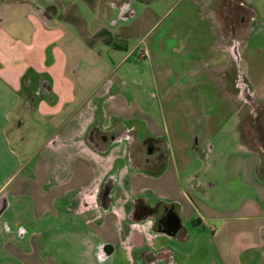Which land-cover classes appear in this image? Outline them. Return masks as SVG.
<instances>
[{"label":"crops","instance_id":"obj_1","mask_svg":"<svg viewBox=\"0 0 264 264\" xmlns=\"http://www.w3.org/2000/svg\"><path fill=\"white\" fill-rule=\"evenodd\" d=\"M158 1L0 0V216L11 207L12 198L25 201L26 211L35 221L46 217L56 221L61 216L57 205L64 204V213L91 216L86 225L101 241L100 255L104 257L114 256L120 248L131 262L133 258L140 262L147 254L145 264H187L206 245L211 250L208 264H264V152L253 148L251 118L245 131L248 138L233 147L225 163V181L236 187L227 193L224 201L229 202L216 208H200L196 196L183 188V172L170 154L168 142L166 164L150 173L118 165L123 146L103 154L87 144V129L98 118L104 129L115 117L137 126L135 120L145 113L122 95L126 88L119 87L125 77L110 71L121 70L136 55L139 42L131 49L127 44L152 31L157 20L153 7ZM237 1L252 8L257 17L253 0ZM196 5L204 13L202 20L212 25L210 81L239 113L235 47L239 53L246 40L239 45L232 36L228 0L220 2L230 23L224 39L219 36L216 17L205 14L206 1L197 0ZM197 36L192 32L184 35L180 47L185 53L206 49L199 36L194 40ZM123 52L126 56L118 61ZM244 80L254 101L264 103V71L257 79ZM15 128L21 133L31 131L19 135L18 148L27 149L28 143L40 137L39 152L25 157L16 153ZM221 130L218 127L215 133ZM210 138H206V147L211 145ZM32 164L31 176L23 177ZM113 173L109 201L102 206L101 187ZM162 200L179 206L183 227L175 235L159 227L149 211L135 215L134 202L152 206ZM1 227L7 259L16 258L20 264H59L46 242L42 243L43 235L26 239L27 233L15 245L8 222ZM92 243L90 240L93 247ZM200 256L206 258L204 248L197 258Z\"/></svg>","mask_w":264,"mask_h":264},{"label":"rangeland","instance_id":"obj_2","mask_svg":"<svg viewBox=\"0 0 264 264\" xmlns=\"http://www.w3.org/2000/svg\"><path fill=\"white\" fill-rule=\"evenodd\" d=\"M205 1L209 10H206L205 14L216 17L217 23L219 22V36L224 39V36L229 35L230 23L227 22V16L220 6L221 0ZM196 2L197 0H159L153 7L157 20L152 31L147 37L127 44L131 49L133 44L139 42L136 55L126 61L121 70L110 72L125 77L119 87L126 88L121 91L122 95L129 102H135L139 109L145 112L135 120L142 134L151 132L152 135L166 137L170 154L177 158L178 166L183 172V188L196 196L200 208H216L221 206V202H229L224 201L228 200L227 193L236 187V183L234 186L225 181V163L232 156L233 147H236L238 142L244 144L248 138L245 131L250 120V107L244 100L239 99L241 112L236 113L234 104L225 99L224 92L219 96L217 88L215 89L210 81L212 69L209 64L213 55L208 45L213 42L212 25L210 21L202 20L204 13ZM252 5L258 15L247 27L249 31L246 34L251 32L250 37L245 34L246 41L240 49L242 52L239 50L240 61L237 67V71L240 68L243 75L250 80L259 78L264 71V0H253ZM188 32L198 35L200 43L206 46V49L199 48L185 53L180 46L183 45L184 35ZM198 36L194 40H198ZM124 55L125 52L121 53L117 60L120 61ZM133 60L137 61L136 66H132ZM203 65L205 67L202 72L196 75L194 71ZM218 127L222 132L215 133ZM47 131L45 129L42 135ZM14 132L16 153L19 151L21 157H25L27 154L32 156L39 152L40 137L28 143L27 149L23 147L22 150L18 148L20 142L17 138L23 133L27 136L31 131L24 129L21 133L15 128ZM207 136L211 137L210 147H215L214 150L206 147V138H209ZM43 155L44 152L41 156ZM20 168L22 169V166ZM33 171L32 164L24 170L22 176L30 177ZM10 202L11 207L0 216V224L8 222L15 245H20L27 233L26 239L33 234H41L44 236L42 243L46 242V247L59 264H139L137 258H133V262L128 261L126 251H120V248L114 256L100 257L101 241L86 225V221L91 219L89 214L80 216L73 215V211L64 213L63 204L57 205L61 216L56 221L53 217L35 221L26 211L28 205L25 201L12 198ZM92 217L94 219L93 214ZM201 228L203 230V227ZM3 238L1 227L0 264H20L16 258H6L2 251L5 246ZM90 240L94 244L93 247L89 244ZM202 248L206 253L205 259L201 256L197 258ZM210 255L209 246H201L198 254L187 264H195V261L208 264Z\"/></svg>","mask_w":264,"mask_h":264},{"label":"flooded vegetation","instance_id":"obj_3","mask_svg":"<svg viewBox=\"0 0 264 264\" xmlns=\"http://www.w3.org/2000/svg\"><path fill=\"white\" fill-rule=\"evenodd\" d=\"M226 11L230 19L233 15L234 20L238 21L234 24L236 30L231 26L232 33H244V30H247L246 27H248L253 19L246 5L237 0H228ZM244 79L245 76L239 68L237 79L235 80L236 96L238 99H242L246 103L253 105L255 101L251 97ZM99 120L98 118V120L88 127L85 135L87 144L98 152L107 154L115 147L123 146L124 154L118 161V165H126L129 171L139 170L147 172L155 170L157 167H163L166 164L168 143L163 137L152 135L149 132L142 134L138 126L129 125V123L120 121L116 117L113 118L111 125L104 129L101 127ZM114 175L115 173L110 175L101 187L99 198L102 206L106 205L109 201V194L114 183ZM134 211L135 215L141 213V211L143 213L149 211L152 215L154 214V217L156 216L154 218L155 223L159 227H165L168 225L172 213L179 214V206L176 203L164 200L152 206L139 205V203L134 202ZM100 257L104 258V255H100ZM147 260L148 255L143 254L139 260V264H145Z\"/></svg>","mask_w":264,"mask_h":264},{"label":"trees","instance_id":"obj_4","mask_svg":"<svg viewBox=\"0 0 264 264\" xmlns=\"http://www.w3.org/2000/svg\"><path fill=\"white\" fill-rule=\"evenodd\" d=\"M246 8L248 12L254 18L256 16V12L248 6H246ZM235 22H238V21L234 20L233 15H232L231 26L234 30H236L234 27ZM234 30L233 32H235ZM232 36L239 45L242 44L246 40L244 33L242 34L233 33ZM248 105L250 107V114H251V117L249 118H251V135H252L253 148L264 152V103L255 101L253 105L251 104H248ZM147 173H150V171H147ZM194 224H196V221L194 222Z\"/></svg>","mask_w":264,"mask_h":264},{"label":"water","instance_id":"obj_5","mask_svg":"<svg viewBox=\"0 0 264 264\" xmlns=\"http://www.w3.org/2000/svg\"><path fill=\"white\" fill-rule=\"evenodd\" d=\"M235 58L237 60V64L240 61L239 53L237 52V47H235ZM183 227V223L181 220V217L178 213H172L170 215V220L168 222V225L165 226V229L168 231L169 234L175 235L178 233Z\"/></svg>","mask_w":264,"mask_h":264}]
</instances>
